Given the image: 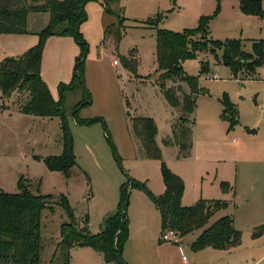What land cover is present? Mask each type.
I'll return each mask as SVG.
<instances>
[{"label": "rangeland", "instance_id": "374dc122", "mask_svg": "<svg viewBox=\"0 0 264 264\" xmlns=\"http://www.w3.org/2000/svg\"><path fill=\"white\" fill-rule=\"evenodd\" d=\"M261 5L263 12L256 16L243 14L236 2L223 0H119L124 30L116 42L105 29L117 19L104 12L102 0H88L84 5L86 20L80 24L79 32L87 43L84 88L91 102L72 114L85 96L78 82L73 89L63 90L62 97L75 161L68 176L49 170L44 162L45 157L62 152L60 119L12 113L28 98L26 90L7 98L0 94V109H5L0 113V188L16 193L21 178L29 190L49 195L51 202L40 217L39 264H50L55 254L53 264H63L57 245L61 224L69 221V215L60 206L62 196L75 227L95 235L102 231L105 219L117 211L121 189L129 178L145 183L153 194L162 185L160 161L143 155L132 132L131 120L135 117L154 121L161 159L183 181V205L190 206L199 199L224 200L227 206L217 211L210 222L229 216L240 232L239 244L228 250L206 247L194 251L190 244L199 229L161 241L168 243V264H264V65L249 76H235L220 62L219 49L215 53L199 52L183 62L184 72L197 78L199 90L191 147L186 155L180 154L176 144L164 143L172 136V125L183 114L167 103L156 84L158 24L162 23L163 29L182 32L198 27L201 17H210V39H236L242 50L251 52L254 42L264 43V0ZM158 16L161 19L156 27L147 24L148 19ZM47 22V13L28 14L31 31L38 32ZM76 46L79 55L80 48L77 43ZM45 48V59L54 75L58 57L51 54V45L44 43ZM2 51L0 38V54ZM125 58L135 61L134 70L124 65ZM205 65L207 70L202 73ZM207 73H217L218 78H206ZM70 80L50 88L46 84L54 100L59 99L58 85ZM172 86L179 97L189 92L184 82ZM182 124L188 125L184 120ZM222 182L229 185L225 191ZM128 191V237L139 236L144 224L147 236L160 240L159 213L155 207L153 213L146 209L149 196L136 186ZM122 261L125 262L123 256ZM69 264L106 263L101 252L74 244L69 249Z\"/></svg>", "mask_w": 264, "mask_h": 264}, {"label": "trees", "instance_id": "16d2710c", "mask_svg": "<svg viewBox=\"0 0 264 264\" xmlns=\"http://www.w3.org/2000/svg\"><path fill=\"white\" fill-rule=\"evenodd\" d=\"M88 0H0V34L28 33L27 18L29 13H47L48 22L39 30L38 42L18 57H5L0 61V94L7 98L14 92L26 90L28 98L19 105L21 113L38 117H58L60 119L62 152L59 155H49L44 158L49 170L60 171L69 175L74 165L72 136L67 125V118L62 108L63 90L73 89L75 82L81 85L84 98L78 102L72 114L84 104L91 102L88 91L84 88V61L87 43L79 32L80 24L86 20L84 5ZM119 0H102L104 12L114 16L117 23L106 27L105 33L113 36L116 42L121 38L124 27ZM241 11L246 15L262 14V0H237ZM160 17L150 18L146 22L154 25ZM210 17H201L198 27L173 32L156 28V84L163 93L167 103L178 108L183 114L172 125V136L164 140L165 144H176L180 154H187L191 147V132L193 113L196 106V96L199 92L197 78L187 75L183 70V62L195 58L197 53L221 50L220 62L227 66L233 75L249 76L256 68L264 65L263 40L254 42L252 51L242 50L238 40L225 42L208 37L207 21ZM150 21H153L151 23ZM51 35L71 36L80 48L76 56L69 83L58 85L59 99L54 100L40 75L43 46ZM124 65L135 69V61L124 59ZM207 66H202L201 72H206ZM186 83L188 93L176 94L172 84ZM1 99V98H0ZM95 120L91 119L90 121ZM182 120L188 123L187 127ZM131 129L141 151L146 158L160 161V174L164 191L153 194L145 183L128 179L121 189V201L117 211L107 217L103 229L95 235L78 230L73 222L72 213L65 197L60 198L62 206L69 215V221L61 224L60 242L57 252L62 257L63 264H69V249L72 245L89 246L102 253L106 264H125L122 261V250L128 239L126 207L128 188L136 186L143 190L158 210L161 222V233L171 229L177 235L183 236L194 230L201 229L200 234L191 242L194 251L206 247L228 250L239 244L240 232L233 227L229 216H222L211 221L212 216L227 206L220 199H199L190 206L181 202L184 184L182 179L172 173L161 159L160 150L155 143L157 128L154 121L148 117H135L131 120ZM26 184V185H25ZM27 186V187H26ZM229 187L227 182L221 183L223 191ZM19 191L7 193L0 190V264H39L42 247L40 237V217L44 208L51 204L49 195L32 192L28 184L18 179ZM50 208V207H49ZM160 241H162L160 239ZM56 254L50 261L53 264ZM120 257V260L119 258Z\"/></svg>", "mask_w": 264, "mask_h": 264}, {"label": "crops", "instance_id": "0c3cea01", "mask_svg": "<svg viewBox=\"0 0 264 264\" xmlns=\"http://www.w3.org/2000/svg\"><path fill=\"white\" fill-rule=\"evenodd\" d=\"M224 2H236L239 6L237 0H223ZM240 9V6H239ZM241 11V9H240ZM242 12V11H241ZM243 13V12H242ZM37 14V13H35ZM39 14V13H38ZM244 14V13H243ZM28 27V25H27ZM158 28H163L162 23L157 25ZM29 30V29H28ZM39 31V30H38ZM36 31L29 30L28 33L25 34H0L1 41H3V51L0 54V60L9 56V57H18L21 56L24 52H26L30 47L34 46L38 41V35ZM46 45H51V54L57 56L58 59L55 58L56 74L52 75V72L49 69V61H46V48L42 52L41 59V68L40 75L45 83L49 86L56 85L61 81H69L72 76V68L74 66L75 58L78 54V49L74 39L71 36H59V35H51L46 39ZM5 109H0V113H2ZM20 112L18 107H15L11 111ZM189 154V153H188ZM3 176L0 175V179ZM162 180V178H161ZM1 190V188H0ZM164 191V184L159 187V189L155 192L156 194H160ZM146 209H149L152 213L154 211V204L149 199H146ZM183 204V203H182ZM185 205V204H184ZM156 209V208H155ZM158 212V210H157ZM144 209H142V222L144 221ZM159 213V212H158ZM160 218V215H159ZM139 231V230H138ZM196 233L195 238L200 234L201 229ZM148 231L144 224L139 231V236L136 234L134 236L128 237L124 248L122 250V255L125 263L127 264H168L169 257L168 254V243L161 242L159 239L149 237ZM194 238V239H195ZM134 243H132V241ZM193 241V240H192ZM209 248V247H207ZM211 248V247H210Z\"/></svg>", "mask_w": 264, "mask_h": 264}, {"label": "built area", "instance_id": "2783aa9c", "mask_svg": "<svg viewBox=\"0 0 264 264\" xmlns=\"http://www.w3.org/2000/svg\"><path fill=\"white\" fill-rule=\"evenodd\" d=\"M113 63H116V61L115 60H113ZM206 78H209V79H216V78H218V74L217 73H212V74H206ZM0 102H1V99H0ZM177 236V234L173 231V230H171V229H167V230H165L162 234H161V236H160V239L162 240V241H168V240H170L171 238H175Z\"/></svg>", "mask_w": 264, "mask_h": 264}, {"label": "water", "instance_id": "95a60500", "mask_svg": "<svg viewBox=\"0 0 264 264\" xmlns=\"http://www.w3.org/2000/svg\"><path fill=\"white\" fill-rule=\"evenodd\" d=\"M119 258V260H120V257H118Z\"/></svg>", "mask_w": 264, "mask_h": 264}]
</instances>
